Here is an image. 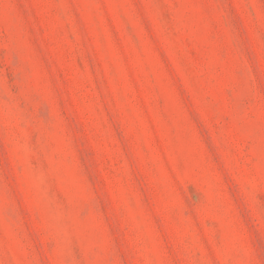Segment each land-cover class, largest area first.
Wrapping results in <instances>:
<instances>
[{
  "label": "rangeland",
  "instance_id": "rangeland-1",
  "mask_svg": "<svg viewBox=\"0 0 264 264\" xmlns=\"http://www.w3.org/2000/svg\"><path fill=\"white\" fill-rule=\"evenodd\" d=\"M0 264H264V0H0Z\"/></svg>",
  "mask_w": 264,
  "mask_h": 264
}]
</instances>
